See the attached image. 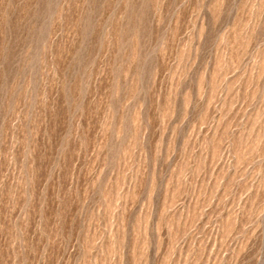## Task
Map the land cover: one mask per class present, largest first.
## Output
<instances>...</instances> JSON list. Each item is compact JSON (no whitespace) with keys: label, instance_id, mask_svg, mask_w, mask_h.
<instances>
[{"label":"rangeland","instance_id":"obj_1","mask_svg":"<svg viewBox=\"0 0 264 264\" xmlns=\"http://www.w3.org/2000/svg\"><path fill=\"white\" fill-rule=\"evenodd\" d=\"M0 264H264V0H0Z\"/></svg>","mask_w":264,"mask_h":264}]
</instances>
